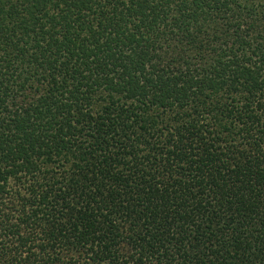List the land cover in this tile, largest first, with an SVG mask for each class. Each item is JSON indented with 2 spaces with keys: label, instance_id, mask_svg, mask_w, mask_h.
<instances>
[{
  "label": "trees",
  "instance_id": "1",
  "mask_svg": "<svg viewBox=\"0 0 264 264\" xmlns=\"http://www.w3.org/2000/svg\"><path fill=\"white\" fill-rule=\"evenodd\" d=\"M0 264H264V0H0Z\"/></svg>",
  "mask_w": 264,
  "mask_h": 264
}]
</instances>
